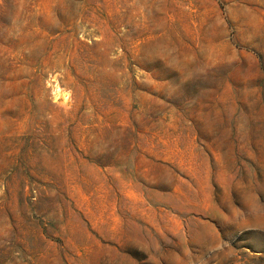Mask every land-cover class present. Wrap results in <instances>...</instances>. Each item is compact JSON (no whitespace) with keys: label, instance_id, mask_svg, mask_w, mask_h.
<instances>
[{"label":"rangeland","instance_id":"1","mask_svg":"<svg viewBox=\"0 0 264 264\" xmlns=\"http://www.w3.org/2000/svg\"><path fill=\"white\" fill-rule=\"evenodd\" d=\"M0 264H264V0H0Z\"/></svg>","mask_w":264,"mask_h":264}]
</instances>
